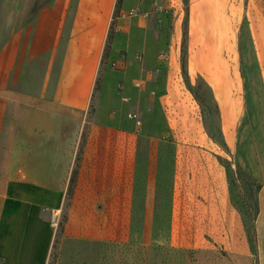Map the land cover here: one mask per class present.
<instances>
[{
  "label": "crops",
  "instance_id": "crops-1",
  "mask_svg": "<svg viewBox=\"0 0 264 264\" xmlns=\"http://www.w3.org/2000/svg\"><path fill=\"white\" fill-rule=\"evenodd\" d=\"M228 1L188 0L194 51L188 65L204 66L211 81L225 67L230 116L240 104L235 83L242 82L240 156L262 184L258 222L264 219V0L230 12ZM182 4L122 0L114 16L116 0H0V264H47L50 217L66 200L62 237L181 246L187 226L202 233L213 225L226 229L229 246L249 252L224 168L196 139L172 136ZM224 38L226 58L204 59L207 50L223 49ZM97 78L101 90L92 101ZM91 103L93 120L82 139L76 133Z\"/></svg>",
  "mask_w": 264,
  "mask_h": 264
},
{
  "label": "rangeland",
  "instance_id": "rangeland-1",
  "mask_svg": "<svg viewBox=\"0 0 264 264\" xmlns=\"http://www.w3.org/2000/svg\"><path fill=\"white\" fill-rule=\"evenodd\" d=\"M247 3L248 0H229L226 10H242ZM188 8L189 5L186 7L182 4L183 26L185 21H188ZM210 33L211 28H207L208 41ZM221 40L223 49L218 52L207 50L206 55H203L204 59L211 60L216 54L226 58V41L225 38ZM193 52L188 48L186 35L185 44L182 46V41L180 43L178 113L170 115L178 120L172 136L196 139L203 153L217 159L224 168L230 202L244 226L249 252L244 254L236 247L229 246L226 242V229H218L213 225H204L202 233L199 227L187 226L186 243L181 246L166 243H109L62 237L66 200L55 216L50 217L54 242L49 250L47 264H264V219L259 218L256 222L261 208L259 189L262 184L258 185L257 181H260L253 176L251 179L246 177L249 172L243 166L240 156L243 141L242 82L235 83L234 92L240 104L238 107L235 105V111L230 116V113H227V105L231 104L228 102V85L230 84L232 89V83L226 80L225 67L224 71H218L220 79L208 80V69L204 66L197 68L188 65ZM105 56L106 54L102 60ZM104 89L106 92L111 91L108 85ZM100 90L101 81L97 78L92 101L97 100ZM230 100L232 101V98ZM92 108L91 103L82 130L76 133V136L82 139L88 135L89 125L93 120ZM228 116L230 121H227ZM47 213L48 211H44L45 216ZM198 236L202 237L201 243L195 241Z\"/></svg>",
  "mask_w": 264,
  "mask_h": 264
},
{
  "label": "trees",
  "instance_id": "trees-1",
  "mask_svg": "<svg viewBox=\"0 0 264 264\" xmlns=\"http://www.w3.org/2000/svg\"><path fill=\"white\" fill-rule=\"evenodd\" d=\"M121 1L122 0H116L114 16L117 14V11H118V8L120 6ZM183 3L187 7L188 0H183ZM186 26H187V22L185 21L184 26H183V34H182V36H183L182 37L183 38L182 39V46H183V44H185V38H186V35H187V27ZM107 51H108V46H106V48H105L104 55L107 53ZM183 58H184V56L182 55V66H183ZM76 172H77V169H76V167H74V169L72 170V173H71L70 182H69L68 189H67L68 196L72 192V186H73V183H74V180H75V177H76ZM246 177L248 179H251L252 175L250 173H246ZM257 183H258V185H260L259 184L260 182L257 181Z\"/></svg>",
  "mask_w": 264,
  "mask_h": 264
},
{
  "label": "built area",
  "instance_id": "built-area-1",
  "mask_svg": "<svg viewBox=\"0 0 264 264\" xmlns=\"http://www.w3.org/2000/svg\"><path fill=\"white\" fill-rule=\"evenodd\" d=\"M129 116L135 120L136 124H140V118L137 116L135 112H129Z\"/></svg>",
  "mask_w": 264,
  "mask_h": 264
}]
</instances>
